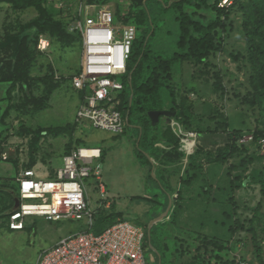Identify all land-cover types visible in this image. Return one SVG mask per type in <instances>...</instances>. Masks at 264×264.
Listing matches in <instances>:
<instances>
[{"label":"rangeland","instance_id":"obj_1","mask_svg":"<svg viewBox=\"0 0 264 264\" xmlns=\"http://www.w3.org/2000/svg\"><path fill=\"white\" fill-rule=\"evenodd\" d=\"M123 1L125 0H109L104 7L115 13L117 3L122 4ZM78 5L77 0L74 5L75 10ZM52 7L56 10L60 6L55 4ZM122 8L124 9L119 12L121 14H119L120 20L118 21L126 24L123 18L127 16V9L125 5H122ZM148 8L152 19L151 33H153L147 38L150 62L157 57L164 60L170 59L177 52L178 28L174 17L169 11H164L161 4L157 2L148 1ZM72 12L74 11L72 10ZM67 14L65 12L63 16L66 17ZM35 16L36 13L33 9L21 13L12 12L8 5L0 4V40L7 30H16L15 26L18 23L25 24ZM233 22V26L224 37L223 51L214 54L209 59L208 69L190 63H175L172 66L171 79L166 82L167 86L173 89L177 104L182 98H186L189 104L193 105L194 126L190 131L181 126L182 132L195 135L194 151L202 147L204 152L212 153L211 159L201 155L198 162L201 163L203 171L208 170L205 175L209 180L214 182L218 177L221 179V186L226 179V168L235 161L229 160L222 168L211 167L208 162L212 161L213 156H217V150L225 145V134L234 128L246 133L243 137H249L251 134L247 132L251 131L252 133V130L264 120L263 117H258L256 120V117L241 103L240 97L245 95L247 88V70L241 58L245 54V41L240 27V18L234 16ZM137 36L138 33H136ZM48 44L49 47L43 54L38 51L39 54L31 67L29 77L32 87L30 92L33 97L42 98L50 85L47 84L46 79H50L57 89L48 99L47 108L38 114L30 115L26 111L22 113L12 110L4 122H0V188L9 190L10 188L6 187L9 185L19 194V185L16 179L30 162L32 132L39 129L73 126L76 123L75 136L77 138L99 146L105 151L104 157L99 161L100 181L97 182L94 178L84 180L92 212L99 208V205L102 206L105 203L108 207L112 205L115 211L122 215L124 221L134 225L142 227L146 222L151 223L158 219L163 214L161 211L166 203V208L170 203V210L173 207L174 201L172 202L167 194L177 191L176 178L170 176V186L166 193L149 178L148 168L135 155V139L137 132H140L138 126H130L125 129L124 134L113 136L105 131L92 128L87 121L76 122L79 99L77 92L70 86L69 79L81 68V44L62 49L60 46L51 47L50 43ZM236 56L239 59L234 61L233 57ZM127 64L129 65L130 61H127ZM214 73H219L222 78V85L225 89L223 96L213 89L212 84L216 81L213 78ZM145 76L146 74L143 77ZM118 80L121 79L118 78ZM137 82L139 83L138 80ZM6 91L7 85L0 84V118L8 106ZM27 92V89L16 91L9 106H20ZM167 96L166 93L159 97L161 100L156 104L157 108L163 110L166 108L169 111L170 101ZM211 117H215V120H212ZM225 119L230 125L227 133L221 129L217 135L205 133L202 137H198L197 129L205 131L208 128L210 132H213L217 124L223 123ZM159 125H162V121ZM68 142V136L42 138L36 153L33 154L36 162L33 166L35 171L40 175H49L48 179L53 180L55 172L62 165L64 157L62 154ZM255 151L256 149L251 148L249 153L253 154ZM186 159L185 156V161ZM14 161L18 162L17 168L14 166ZM262 169H264L262 162L254 161L252 165H249L247 172L260 173ZM150 175L153 176V173ZM162 184L165 185L163 182ZM200 185L194 184L188 193L183 194V197L190 199L198 191ZM213 194L219 196V199L210 208L201 206V202L198 200L193 203L192 207L186 209L185 213L177 217L178 224L175 226L167 224V226L160 227L159 224H156L157 226L152 227L149 238L147 237V241L144 243L146 264H159L160 260L163 264H167L173 260V251L178 244L174 239H183L189 245L193 244L196 237L205 234L222 241L229 239L228 227L233 224V220H228L223 214L230 209V205L227 204L225 192L215 193V186ZM24 203L37 204L40 202ZM235 203L237 206L236 218L245 228H248L249 220L253 218L254 214L257 216V227L264 226V196L260 193L258 184L245 182L244 187L235 194ZM259 205L260 207H258ZM257 207L258 210H256ZM164 220L167 222L168 219ZM80 223L67 220L53 222L46 221L42 217H27L24 230L10 231L6 222L3 224V221H0V264H36L44 251L53 247L60 239L76 233L80 228ZM245 228L237 231L231 239L232 241L240 240L237 244L238 250L233 255L244 257V259L253 261V264H258L252 253L251 234ZM261 236L264 238V234ZM162 243L166 244L167 251L163 249ZM243 243L244 245H242ZM261 258L264 261V242L262 243Z\"/></svg>","mask_w":264,"mask_h":264},{"label":"trees","instance_id":"obj_2","mask_svg":"<svg viewBox=\"0 0 264 264\" xmlns=\"http://www.w3.org/2000/svg\"><path fill=\"white\" fill-rule=\"evenodd\" d=\"M108 1L78 0L87 7L96 8L104 7ZM148 1L150 0H125L122 4L117 3L116 12H113L115 21L120 22L118 21L120 20L119 14H121L119 12L124 9L122 5H125L127 16L123 18V21L133 25L138 33L132 45L126 76L122 79L123 90L118 94L116 109L125 121V129L130 126L139 127L140 132H137L135 139V155L148 168L149 178L165 193L170 186L171 175L178 182L177 191L167 194L168 198L174 201L170 210L171 215L169 216V212L167 222L163 220L158 224L160 227L167 226V224L175 226L178 224L177 217L185 213L186 209L192 207L193 203L198 200L201 206L210 208L219 199V196L213 194L214 186L215 193L225 192L227 204L230 205V209L224 212L223 216L228 220H233V224L228 227L230 237L227 241L208 234L196 237L192 245L183 239H174L178 244L173 251V260L167 264H236L238 258L246 259L233 255L238 250L237 244L240 240L232 241L231 239L237 231L245 228L236 218L235 194L244 187L246 182L258 184L260 193L264 196V169L260 173L247 172L249 165H252L254 161H260L264 165V154L260 152L258 145V142L264 139V120L252 130V133L247 132L252 136V141L247 144L239 143L246 134L243 131L233 128L228 132L230 125L226 119L223 123L217 124L213 132H210L208 128L205 131L196 130L198 137H202L205 133L217 135L221 129L225 133L228 132L225 134V145L219 148L217 156H213L212 161L208 162L211 167L222 168L229 160L235 161L226 168V179L221 186V179L218 177L214 182L209 180L205 175L208 170L203 171L201 163L198 162L201 155L211 159V152H204V148L199 147L185 161V155L180 151V138L169 124L171 120H174L185 130H192L195 123L194 108L186 98H182L177 104L173 89L167 86L166 82L171 79V70L175 63H190L208 69L209 59L214 54L223 51L224 37L233 26V17L236 16L241 20L240 27L245 41V54L241 58L247 70V88L245 95L240 97L241 103L256 117V120L258 117L264 118V0H233L229 7L223 8L219 7L221 0H151L161 4L164 11H169L173 15L178 28L177 52L170 59L164 60L157 57L152 62H150V52L147 48V38L153 34L151 33L152 19ZM76 2L77 0H64L59 9L55 10L52 7L55 4L47 0H0V4L8 5L12 12L21 13L33 9L36 13V16L29 22L18 23L15 26L16 30H7L0 40V84L7 85L6 102L8 103L1 115V123L12 110L22 113L26 111L30 115H36L47 108L46 103L57 86L52 84L50 79H46L47 84L50 85L44 92L45 95L42 98L33 97L30 92L32 87L29 77L30 70L39 54L37 45L40 38L47 40L51 47L55 45L60 46L61 49L81 44L79 33L68 31L69 24L77 17V10L74 9ZM65 12L68 13L66 17L63 16ZM233 59L237 61L239 57L236 56ZM144 74H146L145 77H143ZM213 78L216 80L212 84L213 89L223 96L225 89L222 85V78L219 73H214ZM24 89L28 92L24 95L22 104L9 106L12 103L13 94ZM166 93L170 101L169 111L174 112L175 117L168 123L160 117L156 125L152 126L148 112L163 110L157 108L156 104L161 100L159 97ZM77 97L80 106L83 103L84 91L77 92ZM166 103L168 104L167 101ZM218 116L220 117L219 114ZM211 119L215 120V117ZM161 121L162 125H159ZM76 127L75 123L73 126L39 129L32 132V153L26 169H31L35 165L33 154L38 149L39 141L48 136H68L69 142L62 157L75 149L85 147L100 149L102 159L105 155L104 149L77 138L75 136ZM251 148L256 149L255 153H249ZM13 163L15 167L18 166L17 161ZM211 171L214 173L212 169ZM151 173L153 176L150 175ZM197 183L202 185L199 186L198 191L190 199L183 197V194L188 193ZM6 187L10 189L0 188V221H3V224L6 222L8 227L9 215L14 210L15 199H19V194L12 186ZM104 206L105 203L93 212L91 228H86L80 223L77 232L100 235L117 222L124 221L122 215L116 212L112 205L107 209ZM166 207L167 203L161 213L166 211ZM256 222L257 216L254 214L249 220L248 228L245 229L251 234L250 243L254 259L258 261V264H264L261 258L264 242L261 235L264 234V226L257 227ZM148 223L146 222L142 227L136 225L144 230L146 241ZM162 247L165 251L168 250L165 243L164 245L162 243ZM159 264H163L161 260ZM250 264H253V261H250Z\"/></svg>","mask_w":264,"mask_h":264},{"label":"built area","instance_id":"obj_3","mask_svg":"<svg viewBox=\"0 0 264 264\" xmlns=\"http://www.w3.org/2000/svg\"><path fill=\"white\" fill-rule=\"evenodd\" d=\"M63 1L47 0L59 6ZM232 1L221 0L219 7H229ZM68 31L79 33L82 47L81 68L69 79L73 90L84 91L76 122L87 121L94 129L113 136L122 135L125 121L116 109L117 97L123 90L122 79L127 73L136 28L115 22L113 12L106 7H87L79 2L77 17L69 24ZM48 47V41L40 38L37 49L44 53ZM169 125L180 138V151L186 157L192 155L195 135L183 133L174 120ZM250 141L252 136L244 137L239 143L247 144ZM188 143H192L191 149L187 148ZM258 145L264 154V139ZM100 159V149L81 147L62 158V165L55 172L53 180L48 179L49 175H40L34 168L22 170L16 179L19 206L9 215V230H24L27 217H42L53 222H81L86 228H91L93 212L84 180L94 178L100 181ZM29 201L40 203H24ZM145 242L143 229L121 221L100 235L76 232L60 239L39 256L36 264H146ZM236 264H250V261L238 258Z\"/></svg>","mask_w":264,"mask_h":264},{"label":"water","instance_id":"obj_4","mask_svg":"<svg viewBox=\"0 0 264 264\" xmlns=\"http://www.w3.org/2000/svg\"><path fill=\"white\" fill-rule=\"evenodd\" d=\"M148 117L151 121L152 126H155L156 123L159 121L160 117L165 119V122L168 123L171 119H174L175 117V113L174 112H170L168 110H157V111H151L148 112ZM19 206V199H15V205L13 209H17ZM170 208H171V203L169 204L168 208L166 209V211L156 220L152 221L151 223L148 224V229H147V233H148V237H149V233L151 228L162 222L164 219L167 218L169 212H170Z\"/></svg>","mask_w":264,"mask_h":264},{"label":"bare ground","instance_id":"obj_5","mask_svg":"<svg viewBox=\"0 0 264 264\" xmlns=\"http://www.w3.org/2000/svg\"><path fill=\"white\" fill-rule=\"evenodd\" d=\"M187 148L191 149L192 148V143H188V147Z\"/></svg>","mask_w":264,"mask_h":264},{"label":"crops","instance_id":"obj_6","mask_svg":"<svg viewBox=\"0 0 264 264\" xmlns=\"http://www.w3.org/2000/svg\"><path fill=\"white\" fill-rule=\"evenodd\" d=\"M99 206H100V205H99ZM104 207H105V208H107V207H108V205H105Z\"/></svg>","mask_w":264,"mask_h":264}]
</instances>
